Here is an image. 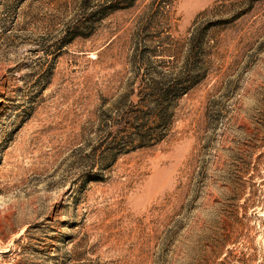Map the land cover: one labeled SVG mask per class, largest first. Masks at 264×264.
<instances>
[{
    "label": "rangeland",
    "instance_id": "obj_1",
    "mask_svg": "<svg viewBox=\"0 0 264 264\" xmlns=\"http://www.w3.org/2000/svg\"><path fill=\"white\" fill-rule=\"evenodd\" d=\"M0 264H264V0H0Z\"/></svg>",
    "mask_w": 264,
    "mask_h": 264
},
{
    "label": "trees",
    "instance_id": "obj_2",
    "mask_svg": "<svg viewBox=\"0 0 264 264\" xmlns=\"http://www.w3.org/2000/svg\"><path fill=\"white\" fill-rule=\"evenodd\" d=\"M202 29L199 28L192 33L189 38V48L192 57L185 67V71L169 80L168 82H156L150 84L151 99H153L156 108L153 110L156 118V127L142 130L143 126L133 134L131 142H139L140 146H144L149 142L160 141L159 135L155 137L158 130L163 131L168 127L169 109L172 107L174 101H177L181 96L187 94L203 77V52H202ZM198 50V52H197ZM201 55V56H200ZM157 112V114H156Z\"/></svg>",
    "mask_w": 264,
    "mask_h": 264
}]
</instances>
